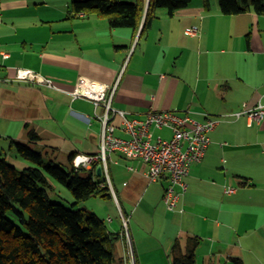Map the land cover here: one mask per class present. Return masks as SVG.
Listing matches in <instances>:
<instances>
[{"label": "crops", "instance_id": "1", "mask_svg": "<svg viewBox=\"0 0 264 264\" xmlns=\"http://www.w3.org/2000/svg\"><path fill=\"white\" fill-rule=\"evenodd\" d=\"M206 2L191 0L172 17L158 10L141 36L143 23L135 35L111 28L95 15L72 14L71 0H0V52L9 54L0 57V138L10 146L30 143L27 126L41 139L54 136L46 124L56 125L50 108L60 107L75 140L86 146L90 138L101 148L97 117L104 109L72 98L80 78L113 87L112 106L133 117L152 110L219 121L174 211L163 200L167 176L151 182L142 162L110 156L109 199L119 209L118 219L108 217L115 264H130L121 213L129 219L135 264H171L176 240L184 246L187 237L199 240L196 264H234L233 258L264 264V119L234 117L264 106V15L227 16L218 0ZM193 27L199 35L187 33ZM18 69L39 74L56 89L15 81ZM152 132L154 139L172 137L166 128ZM116 135L124 137L120 130ZM70 143L75 156L97 154Z\"/></svg>", "mask_w": 264, "mask_h": 264}, {"label": "trees", "instance_id": "2", "mask_svg": "<svg viewBox=\"0 0 264 264\" xmlns=\"http://www.w3.org/2000/svg\"><path fill=\"white\" fill-rule=\"evenodd\" d=\"M209 3L210 0H206ZM191 0H71V13L85 12L105 19L111 28H128L141 36L160 9L174 16L189 7ZM221 12L235 16L248 12L264 15V0H218ZM28 129L30 143L41 141ZM23 159L34 164L21 171L0 159V264H115V240L105 223L93 212L68 209L51 200L50 180L67 187L74 206L92 198H112L109 185L97 182L93 170L76 168V153L69 156L67 170L46 161L39 151L12 141ZM199 240L187 237L185 245L177 239L171 264H196ZM234 264H244L240 258Z\"/></svg>", "mask_w": 264, "mask_h": 264}, {"label": "built area", "instance_id": "3", "mask_svg": "<svg viewBox=\"0 0 264 264\" xmlns=\"http://www.w3.org/2000/svg\"><path fill=\"white\" fill-rule=\"evenodd\" d=\"M85 17L84 12L78 13ZM191 36L199 35V29L193 27L187 31ZM0 57L7 59L9 54L0 52ZM15 81L20 83L41 84L56 89L54 84L39 74L27 69H18ZM115 89L93 80L80 78L75 85L71 96L73 99L87 100L95 108L102 107L104 114L98 116L102 124L100 152L93 155L79 154L75 156L73 164L76 168L96 171L102 166V173L111 186L108 174V161L114 153H120L126 158L138 160L148 168L147 177L151 182L167 176L169 186L164 195V202L170 211H174L177 203L187 189L185 179L189 176L192 166L200 163L210 145L209 134L218 124L217 119L207 117L200 122L188 114L180 116L175 112L148 111L143 117H133L130 113L112 106ZM247 116L252 122H261L264 119V106L244 110L234 115L236 118ZM116 120L119 124L116 125ZM152 128L169 129L171 139L161 137L154 139ZM120 130L124 137L116 135ZM179 187L181 192L176 188ZM234 189H227L226 193H234ZM124 225V236L130 240L128 221L121 213Z\"/></svg>", "mask_w": 264, "mask_h": 264}, {"label": "rangeland", "instance_id": "4", "mask_svg": "<svg viewBox=\"0 0 264 264\" xmlns=\"http://www.w3.org/2000/svg\"><path fill=\"white\" fill-rule=\"evenodd\" d=\"M50 109L55 114L53 118L56 119L55 121L56 125L54 123H49L46 125L48 126L47 128L49 129V131L55 135L50 136L49 134H45V135L41 134L42 135L41 141H38L35 144H30L28 142H22V143L28 145L29 147L33 148L36 151H39L40 153H42L46 161L53 160L56 165H60L64 170H67L68 159L71 154L70 142L78 146L80 150L84 151L85 153L100 152V147L96 145L92 146L90 142V138L89 140H86L87 142L86 146H84V144L82 143L83 139L79 138L75 140L74 136H72L74 133L70 132L71 122L66 121L65 115L60 114V110H61L60 107H56L55 109L53 108ZM98 111L101 112L100 110ZM88 123H91V120ZM88 123H86L85 126H87ZM74 124L79 125V123H75V122ZM56 126H59L61 130L60 132L59 129L56 128ZM98 127L99 126L97 124L94 125L93 131H96ZM69 138L72 141L69 140ZM9 147H10V142H8V140H6L5 137L0 138V159H6V161L9 164L14 166L19 171L28 167L35 166L31 162L23 159L14 149H10ZM96 181L105 182V177L104 176L97 177ZM50 182L52 184V188L49 190V195L53 202L60 203L68 209H73V210L83 209L87 212H91V213L93 212L95 215H97L99 219H101L105 223V227L107 231H109L108 217H112L115 220L119 218V209L115 201H110L109 198H103L98 196V197H92L80 203L79 205L74 206L73 204L75 203V198L70 192V190L56 181L50 180ZM131 241L132 240H129L127 237L128 260L130 264H135L136 258L133 253ZM115 245L117 244L115 243Z\"/></svg>", "mask_w": 264, "mask_h": 264}, {"label": "water", "instance_id": "5", "mask_svg": "<svg viewBox=\"0 0 264 264\" xmlns=\"http://www.w3.org/2000/svg\"><path fill=\"white\" fill-rule=\"evenodd\" d=\"M97 176L101 177L102 176V166L97 167Z\"/></svg>", "mask_w": 264, "mask_h": 264}]
</instances>
